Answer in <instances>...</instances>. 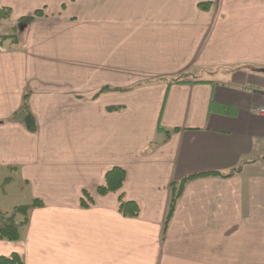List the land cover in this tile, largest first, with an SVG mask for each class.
<instances>
[{
	"label": "crops",
	"instance_id": "0c3cea01",
	"mask_svg": "<svg viewBox=\"0 0 264 264\" xmlns=\"http://www.w3.org/2000/svg\"><path fill=\"white\" fill-rule=\"evenodd\" d=\"M0 3L18 34L0 48V183L15 179L0 209L44 203L20 240H0V256L264 264V114L253 110L264 108V73L247 68L264 69V0ZM26 94L34 132L22 122ZM243 161L233 176L189 180L165 229L172 182ZM113 167L126 170L124 184L100 195ZM120 196L137 217L119 212Z\"/></svg>",
	"mask_w": 264,
	"mask_h": 264
},
{
	"label": "trees",
	"instance_id": "16d2710c",
	"mask_svg": "<svg viewBox=\"0 0 264 264\" xmlns=\"http://www.w3.org/2000/svg\"><path fill=\"white\" fill-rule=\"evenodd\" d=\"M212 6V3H200L199 8L202 10H209ZM41 11H36L33 16H27L20 19V22H22L25 25H28L32 23L36 17L41 16ZM11 17V9L3 6L0 3V22H6ZM8 42V45L6 43ZM18 43V34L16 31V28H13V33H7L0 36V48H11ZM248 70L255 72V73H264L263 68L258 67H247ZM165 80L168 81L169 84L173 83H182L184 80L182 78L176 77V78H165ZM109 90H117V91H127L128 89H109V88H103L100 93L109 91ZM28 98V95L26 94L24 97V103L21 108V110L26 112L25 117L23 118L22 122L23 124L30 130V131H36V119L33 116V114L28 110L26 100ZM123 107H115L111 110L113 111H120ZM158 130H162V128L158 127ZM178 129H174L173 131H177ZM167 134V137L170 136L171 131H165ZM246 161H243L237 168L229 171L228 173H208V174H202V175H195L190 176L185 179H183L180 182H172L171 183V199L169 203V209L166 216L164 227L167 228L177 205V201L180 198V196L183 193V189L185 184L194 178L205 176V175H220L223 177H229L233 176L234 174L239 173L243 165ZM9 171L11 173H15L16 169L14 167H10ZM126 177V170L121 167H113L111 168L105 176L104 183L98 187V193L100 195H106L110 192H117L119 191L125 181ZM14 176L7 177L2 183H0V192L4 193L6 190V187L14 181ZM86 196H89L87 192H85ZM83 206H88L87 203L84 201L82 203ZM44 206V203L39 199H33L28 204H21L14 206L9 211H4L0 209V240H8V241H18L23 236L24 229L28 226L29 220H30V214L31 211L35 208H41ZM118 209L119 212L125 216V217H137L140 213V206L132 201H127L124 196L119 197V203H118ZM0 264H23V258L18 253H13L9 256H0Z\"/></svg>",
	"mask_w": 264,
	"mask_h": 264
},
{
	"label": "rangeland",
	"instance_id": "374dc122",
	"mask_svg": "<svg viewBox=\"0 0 264 264\" xmlns=\"http://www.w3.org/2000/svg\"><path fill=\"white\" fill-rule=\"evenodd\" d=\"M12 27L13 25L9 24L8 22H0V36L7 34V33H13ZM6 45H8V42L6 43ZM9 203H12V202H9Z\"/></svg>",
	"mask_w": 264,
	"mask_h": 264
},
{
	"label": "built area",
	"instance_id": "2783aa9c",
	"mask_svg": "<svg viewBox=\"0 0 264 264\" xmlns=\"http://www.w3.org/2000/svg\"><path fill=\"white\" fill-rule=\"evenodd\" d=\"M253 110L261 114H264V108H254Z\"/></svg>",
	"mask_w": 264,
	"mask_h": 264
}]
</instances>
